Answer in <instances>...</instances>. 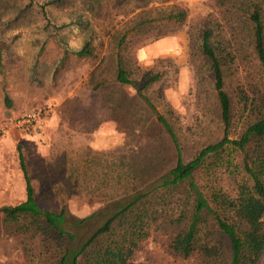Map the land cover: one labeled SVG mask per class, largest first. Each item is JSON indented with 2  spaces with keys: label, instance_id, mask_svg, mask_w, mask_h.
I'll return each mask as SVG.
<instances>
[{
  "label": "rangeland",
  "instance_id": "obj_1",
  "mask_svg": "<svg viewBox=\"0 0 264 264\" xmlns=\"http://www.w3.org/2000/svg\"><path fill=\"white\" fill-rule=\"evenodd\" d=\"M25 5L31 7L17 14ZM173 7L185 9L187 19L144 33L120 57L130 72H163L146 96L175 129L189 158L222 132L214 92L193 47L205 16L216 10L214 0H0V52L6 68L4 79L0 77V206L24 198L19 150L37 201L86 218L76 228L80 236L97 223L102 195L120 191L122 176L129 172L122 167L127 156L136 162L157 156L164 167L172 165L167 136L133 89L107 81L93 90L88 78L94 72L110 80L118 36L135 14L144 10L157 17ZM106 10L107 20L97 14ZM86 40L95 46V59L68 55L57 69L63 50H77ZM232 84L236 82L230 76L227 87ZM30 111L41 113L38 132L14 125L15 118ZM173 235L151 233L131 261L196 264L194 256L171 253ZM29 241L1 226L0 264H23L22 245Z\"/></svg>",
  "mask_w": 264,
  "mask_h": 264
},
{
  "label": "trees",
  "instance_id": "obj_2",
  "mask_svg": "<svg viewBox=\"0 0 264 264\" xmlns=\"http://www.w3.org/2000/svg\"><path fill=\"white\" fill-rule=\"evenodd\" d=\"M214 4L216 10L205 16L193 47L214 92L220 137L185 158L177 132L146 96L163 72L135 74L120 57L127 44L153 28L185 21L186 10L173 7L157 17L138 12L118 36L110 80L91 72L88 82L93 90L107 81L131 87L167 136L172 165L164 167L157 156L141 162L127 156L122 167L129 172L122 176L120 191L102 195L97 223L80 236L76 228L86 218L37 201L19 150L24 198L0 206V227L30 240L22 245L23 264H134L131 259L142 241L153 232L171 231L168 248L176 257L194 256L196 264H264V0ZM30 7H21L17 14ZM97 14L110 18L109 10ZM68 55L93 61L95 46L86 40L77 50H63L57 69ZM5 74L0 52L2 80ZM230 76L236 85L228 88Z\"/></svg>",
  "mask_w": 264,
  "mask_h": 264
},
{
  "label": "built area",
  "instance_id": "obj_3",
  "mask_svg": "<svg viewBox=\"0 0 264 264\" xmlns=\"http://www.w3.org/2000/svg\"><path fill=\"white\" fill-rule=\"evenodd\" d=\"M41 119L39 111H30L24 116L15 118L14 125L18 130L23 132H38Z\"/></svg>",
  "mask_w": 264,
  "mask_h": 264
}]
</instances>
